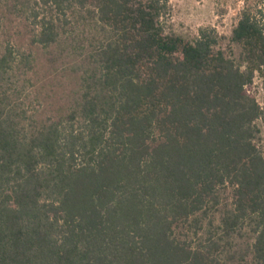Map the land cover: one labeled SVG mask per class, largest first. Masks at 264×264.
Wrapping results in <instances>:
<instances>
[{
  "label": "trees",
  "instance_id": "1",
  "mask_svg": "<svg viewBox=\"0 0 264 264\" xmlns=\"http://www.w3.org/2000/svg\"><path fill=\"white\" fill-rule=\"evenodd\" d=\"M2 4L30 39L0 43V264H264V19L222 43L169 0ZM35 47L72 81L55 117Z\"/></svg>",
  "mask_w": 264,
  "mask_h": 264
},
{
  "label": "rangeland",
  "instance_id": "2",
  "mask_svg": "<svg viewBox=\"0 0 264 264\" xmlns=\"http://www.w3.org/2000/svg\"><path fill=\"white\" fill-rule=\"evenodd\" d=\"M169 7V14L165 18L169 29L190 36L197 35L201 29H207L214 31L222 43H227L231 30L244 9L249 10L257 19H264V0H169ZM0 17V43L5 44L9 40L17 47L27 49L30 23L14 16H6L2 0ZM33 51L37 56L34 79L38 82L37 92L43 100L40 115L55 117L67 95L66 85L72 81L63 77L60 72L51 70L42 49L35 47ZM250 93L261 103L264 91L258 78H255Z\"/></svg>",
  "mask_w": 264,
  "mask_h": 264
}]
</instances>
